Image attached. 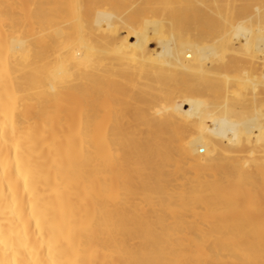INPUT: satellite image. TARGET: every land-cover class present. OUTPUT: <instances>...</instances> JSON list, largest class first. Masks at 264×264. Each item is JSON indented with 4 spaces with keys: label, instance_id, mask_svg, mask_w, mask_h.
Wrapping results in <instances>:
<instances>
[{
    "label": "bare ground",
    "instance_id": "6f19581e",
    "mask_svg": "<svg viewBox=\"0 0 264 264\" xmlns=\"http://www.w3.org/2000/svg\"><path fill=\"white\" fill-rule=\"evenodd\" d=\"M0 264H264V0H0Z\"/></svg>",
    "mask_w": 264,
    "mask_h": 264
}]
</instances>
